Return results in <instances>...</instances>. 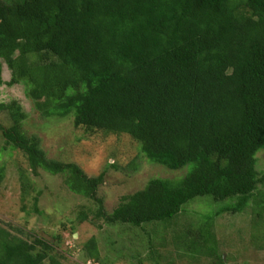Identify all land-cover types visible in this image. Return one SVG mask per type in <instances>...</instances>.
Masks as SVG:
<instances>
[{"label":"trees","instance_id":"trees-1","mask_svg":"<svg viewBox=\"0 0 264 264\" xmlns=\"http://www.w3.org/2000/svg\"><path fill=\"white\" fill-rule=\"evenodd\" d=\"M2 85L23 86L42 118L70 117L85 133L128 135L150 162L170 170L192 165L179 181L150 180L110 213L78 208L79 223L90 213L99 229L141 230L136 238L147 239L156 264H176L181 254V262L200 264L205 243L213 244L205 248L210 263L222 264L214 236L198 229L181 237L191 241L185 245L173 248L176 236L170 242L168 234L158 244L154 227L174 226L195 198L222 203L215 216L264 206V171L256 170L264 152V0H0ZM0 113L10 121L0 124L2 150L18 151L31 175H60L69 192L101 204L103 172L88 177L74 163L48 158L40 139L24 131L27 115L16 101L0 102ZM28 174H19L22 202ZM31 238L0 227V264H66L53 244ZM166 244L168 254L160 255ZM84 249L97 258L95 238Z\"/></svg>","mask_w":264,"mask_h":264},{"label":"rangeland","instance_id":"rangeland-1","mask_svg":"<svg viewBox=\"0 0 264 264\" xmlns=\"http://www.w3.org/2000/svg\"><path fill=\"white\" fill-rule=\"evenodd\" d=\"M2 79L5 83L10 79L4 65ZM12 101H16L27 115L23 123L24 131L40 139L48 158L74 163L88 177H95L103 172L104 183L96 192V197L101 200V204H98L69 192L60 175L39 171V177H35L31 175L26 161L18 151L2 150L4 142L0 134V168L3 169L0 184V227L26 240L36 236L53 244L64 256L66 264H156L148 257L147 239L143 236L141 242L136 238V235L143 234L141 230H133L128 225H102L99 229V222L91 223L93 218L90 213L86 222L79 223L78 208L94 212L101 206L104 212L110 213L121 197L142 190L150 180L179 181L189 173L192 165L170 170L150 162L142 154L141 145L128 135L85 133L73 128L70 117L63 120L42 118L25 97L23 86H0V102L8 104ZM0 124L5 127L10 125L6 113H0ZM256 160V170L261 173L264 171V152L257 153ZM20 172H29V195L24 202L21 199ZM258 189L261 191L263 188L258 186ZM37 193L40 194L37 204L40 214L33 211V197ZM251 205L252 201L249 206ZM222 206V203H216L210 197L195 198L182 207L174 226L170 224V227L162 222L154 227L159 229L158 244L163 239L161 236L168 234L170 242L176 236L173 248L178 241L185 245L191 241L180 240L181 237L186 235L189 228L198 229L207 236H214L222 264H264V206L255 207L253 211L246 206L245 210L233 215L224 212L215 216ZM23 207L31 212L26 214ZM145 230L151 231L149 224ZM58 236L60 240H55L54 237ZM91 237L97 242L96 259L89 257L84 249ZM196 241L195 239L194 242ZM212 245H201L202 253L205 254L200 264H211L205 248L210 250ZM160 248V255L168 254V244ZM131 252L135 259H132ZM192 256L198 255L192 253ZM185 258L181 254L176 259V264H194L191 258L187 262H181ZM159 262L166 264L162 259Z\"/></svg>","mask_w":264,"mask_h":264}]
</instances>
